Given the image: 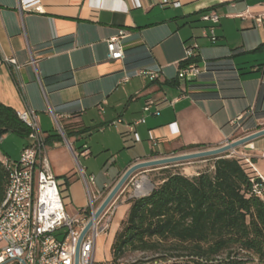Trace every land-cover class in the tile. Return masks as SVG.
<instances>
[{"label": "crops", "instance_id": "0c3cea01", "mask_svg": "<svg viewBox=\"0 0 264 264\" xmlns=\"http://www.w3.org/2000/svg\"><path fill=\"white\" fill-rule=\"evenodd\" d=\"M21 1L38 2L23 10ZM211 12L219 16L214 43L201 20ZM261 14L264 0H0V104L35 112L52 174L76 209L69 215L88 205L80 172L104 196L136 163L264 129V27L254 22ZM119 31L124 57L110 60L106 42ZM188 45L197 46L202 68L191 83L177 79ZM10 57L16 73L3 62ZM149 100L161 106L144 113ZM21 139L16 157L0 160L17 161L29 144ZM230 154L264 178V136ZM205 162L182 174L197 176Z\"/></svg>", "mask_w": 264, "mask_h": 264}, {"label": "trees", "instance_id": "16d2710c", "mask_svg": "<svg viewBox=\"0 0 264 264\" xmlns=\"http://www.w3.org/2000/svg\"><path fill=\"white\" fill-rule=\"evenodd\" d=\"M7 133L28 138L29 128L0 104V139ZM208 159L212 165L197 176L166 171L148 193L127 200L107 264L132 255L127 264H264V197L253 190L255 172L230 153ZM8 179L0 160V205Z\"/></svg>", "mask_w": 264, "mask_h": 264}, {"label": "built area", "instance_id": "2783aa9c", "mask_svg": "<svg viewBox=\"0 0 264 264\" xmlns=\"http://www.w3.org/2000/svg\"><path fill=\"white\" fill-rule=\"evenodd\" d=\"M36 2L38 1H21L20 7L30 10ZM34 10L39 12L37 8ZM201 20L210 23L209 39L212 43L216 42L214 29L219 22V16L212 12L204 13ZM254 22L256 27H264V14L256 16ZM125 37L126 33L119 31L106 42L110 60L123 59L122 41ZM196 52V45L185 48L184 65L177 72L178 80L191 83L201 74L202 68L196 62ZM3 62L12 73L20 69L13 57L4 58ZM30 64L34 65L35 60L32 59ZM139 75L151 82L159 78V72L141 71ZM176 101L175 99L167 104L173 105ZM161 102L147 101L143 112L149 113L152 106H158ZM252 114L251 110L247 113L248 116ZM18 117L29 128V144L22 148L17 161L7 158L1 160L9 173V179L4 200L0 205V264H74L80 234L92 219L96 210L94 204L102 198V194L92 195V178H87L80 172L89 204L74 215H69L63 195L65 183H60L52 174L35 112L24 111L18 113ZM241 120L242 117L237 118V121ZM254 172L253 190L263 198L264 178ZM149 186L145 177L133 178L127 185L128 198H137L148 193ZM125 191L123 189L121 194ZM110 209L108 207L105 213L94 220L84 235L78 250V264H97L94 261L96 241L111 224V217L105 218Z\"/></svg>", "mask_w": 264, "mask_h": 264}, {"label": "rangeland", "instance_id": "374dc122", "mask_svg": "<svg viewBox=\"0 0 264 264\" xmlns=\"http://www.w3.org/2000/svg\"><path fill=\"white\" fill-rule=\"evenodd\" d=\"M184 55H185V51H184ZM168 102L169 101L166 100V102H164V104L167 105ZM160 106L155 107L154 108V112H156L157 108H159ZM3 137L4 138H1V140H0V156L3 157V155H5V152H6V153H8V155H10L11 157L15 158L16 157L15 155H16L17 151L20 149L21 143L25 139H21L19 137H15L11 133L5 134V135H3ZM198 151H201V150H198ZM192 152H195V151H192ZM203 160L206 161L205 163H203V166H204L203 169L209 168L212 165L211 159H208V158H206V159H197V160H191V161H187V162H182V163H179V164H174V165L172 164V165H169L167 167L161 166V167L152 168V169H149V171H147L146 173H143V175H142V172H143L142 170L137 171L135 174H133V177L127 182L126 186H124V188H123V189H126V191L121 194V192L123 191L122 190L120 193H118V195L111 202V204L113 203V207H117V209H116V211L114 213L113 212V208H111L109 210V212L107 213L106 217H105V218H108L109 216L111 217V224H110L109 228L107 229V231L105 232V234L102 237H100L99 239H97V241H96V249H95V253H94V261L97 264H100V263L107 264L109 262V260H110L109 252H110V246H111V243L113 241L114 234L118 230L120 222L123 220V218L125 217V215H126V213L128 211L127 200L129 198L127 196V189H128L127 185L129 184V182L133 178L137 179V178H140V177H145L146 180L148 181V183L150 184L149 187L151 189V183L160 181V179L165 176V174H166L165 172L166 171L178 172V173H181V174L182 173L185 174V171H183V169L187 168L190 164H193V163L194 164H199L198 162H203ZM164 169H166V170L162 171ZM111 189L108 192H106L104 194V196H102V198L100 200H98L94 204L95 209H97L99 207V205L101 204L103 199L107 196V194L111 191ZM91 193H92V195H94V187H91ZM118 197H119V199L117 200ZM86 199H87V196H86ZM88 204H89V201H88ZM107 209L104 211V213L107 211ZM66 211H67L68 214H71L72 212L76 211V209H75L74 205H67ZM112 213H114V214H112ZM137 257H138L137 255L128 256L122 262H123V264H127L128 262H131V261L135 260Z\"/></svg>", "mask_w": 264, "mask_h": 264}, {"label": "water", "instance_id": "95a60500", "mask_svg": "<svg viewBox=\"0 0 264 264\" xmlns=\"http://www.w3.org/2000/svg\"><path fill=\"white\" fill-rule=\"evenodd\" d=\"M262 136H264V129L257 131L255 133L249 134L247 136L241 137L239 139L233 140L231 142H227L225 145L220 146L218 148L189 152V153L139 162L129 167L123 173V175L119 178V180L116 182V184L113 186L111 191L107 194V196L103 199L99 207L95 210L92 219L88 222L84 230L81 232L77 246H76L74 264H78V250H79L80 243L84 235L86 234V232L92 226L93 221L98 219L101 216V214L108 208V206L111 204L114 198L118 195V193H120L123 190L124 186H126L127 182L133 177V174H135L137 171L148 170V169L161 167V166L167 167L172 164L173 165L179 164V163L187 162L191 160L206 159V158L221 156L223 154L233 152L236 149L241 148Z\"/></svg>", "mask_w": 264, "mask_h": 264}]
</instances>
